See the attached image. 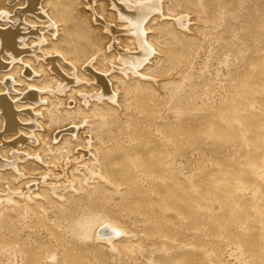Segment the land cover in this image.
Here are the masks:
<instances>
[{
  "label": "rangeland",
  "instance_id": "rangeland-1",
  "mask_svg": "<svg viewBox=\"0 0 264 264\" xmlns=\"http://www.w3.org/2000/svg\"><path fill=\"white\" fill-rule=\"evenodd\" d=\"M11 1H1L0 29L14 25L24 6ZM79 8L88 15L79 0L45 3L59 19L54 37L45 20L27 16L48 50L77 62L95 55L102 68L115 63L100 48L108 38L99 30L100 46L90 43ZM166 9L152 23L157 51L146 76L115 71L118 104L86 103L80 92H94V84L53 92L37 106L47 133L40 128L37 150L27 146L45 163L28 167L27 183L0 171V193L28 184L36 193L0 204V264H264V0H167ZM182 14L185 27L175 21ZM39 41L31 33L24 44L32 49ZM38 55L26 53L24 62L29 67ZM49 62L33 73L39 88L55 83ZM14 76L26 80H14L18 98L31 78L24 68ZM73 125L78 140L69 137ZM58 130L65 132L57 137ZM87 135L94 156L81 157ZM98 172L108 181L85 180ZM105 220L126 231L114 248L94 240Z\"/></svg>",
  "mask_w": 264,
  "mask_h": 264
},
{
  "label": "bare ground",
  "instance_id": "bare-ground-1",
  "mask_svg": "<svg viewBox=\"0 0 264 264\" xmlns=\"http://www.w3.org/2000/svg\"><path fill=\"white\" fill-rule=\"evenodd\" d=\"M1 1L2 0H0V6L2 3ZM48 1L50 0H23L24 6L18 10L16 23L12 26L0 29V77L10 74V77L8 76L9 78H0V171L4 169L3 171L6 174H11L18 183L21 181L27 183V179L32 177L28 172V167L35 166L39 168V164L44 162L39 153H36V150L41 146L43 138V133L40 128H43V132L45 133H47V130L38 117L40 112L37 108L44 105L48 94L53 92L63 94L73 91L76 87L83 89L86 85L92 87V85L97 84L98 87H96L94 92H80L86 103L90 102V99L101 101L105 98L112 104H118V92L114 79L118 78L119 75H114L115 71L121 73L125 77L129 74L137 75L142 78L146 76V74L143 73V68L153 60L157 51L154 44L151 42L150 32L155 29H152V23L155 20L158 21L160 18L167 16V0H79L83 7H87L86 10L88 11V15L84 12V9L80 8L77 9V15L78 18H84L87 22L86 29L90 30L92 33V35H90V43L100 46L99 43H96L94 35V31L99 30L101 36L103 35L108 38V41L103 42L100 48L109 49V53H111L114 60H116L115 63L110 62L105 68H102L98 65V59L95 55L77 62L72 56L58 49L48 50V47L46 48L44 46L43 41L46 40L44 32H41L42 30L38 32V22L36 20L30 21L27 14L33 13L41 23L45 20L47 22L46 30L51 33V36H56L61 27L58 25L59 19L56 12L46 11L44 9L45 3ZM11 2H13V0ZM4 19L5 18H3V20ZM175 21L178 25L185 27L189 19L186 15L182 14L175 17ZM31 33L37 35L40 39L39 46L33 47L32 49L24 44L25 37ZM57 40L58 39L53 42L51 40L52 45L56 44ZM125 42H130V46L126 45ZM38 49L39 55L35 57L36 59L32 60L28 58V61H34V64L31 63L29 68L26 62H24L26 61L24 59H27L24 55L26 53L36 52ZM51 52L56 53V56L54 54L55 57L51 58L49 56L52 54ZM3 55L7 56L6 58L9 62L7 61L6 63L3 61ZM17 60L22 61L20 66L15 64ZM46 60L50 61L49 65L51 67H55L54 70L56 69V75H51V78H55V83L44 85V87L42 86V88H39L35 85L36 80L33 77V73L36 72L37 74L39 71L38 68L45 67ZM35 61H37L36 65ZM63 65H66L67 68ZM8 67L11 68L7 70ZM22 68H24L25 75L31 78V80L29 83L27 82L28 87H26L28 89L24 90L23 93L20 92L21 94L18 98H14L16 95L15 91L19 90L14 87V80H19L20 82L26 81L24 78L22 79L21 76H14L15 74H20ZM49 69L51 70V68ZM11 76H14L15 79L11 80ZM70 99L73 100L72 98ZM67 100L68 99H66V101ZM20 101H24V105L20 103ZM46 102H49V100ZM20 113H22V115H19ZM70 128L71 136L69 137L78 140L80 135H82V132L79 133V127L73 125ZM62 131L65 132V130L59 131L57 137L60 135L62 136ZM66 132H68V130ZM8 133H11L9 136H16L7 140L5 135H8ZM85 139L87 146L83 148V155L81 157L94 156L90 148L91 136L87 135ZM31 144L37 145V148L35 147L36 150H32L33 148L31 149L30 146H27ZM22 160H25L26 163L23 162V164ZM48 169L49 168H47V170ZM4 172L0 173V175L5 174ZM90 175L91 176L87 177L85 180L91 177H101L105 181H108V179L101 176L99 172L91 173ZM29 185L31 184L27 185L26 191L21 190L18 192L12 191V189L7 186L6 189H3L0 193V204L4 202L15 203L13 196H17L16 194H18V196L24 195L31 199L36 193L30 190ZM68 185L67 188L72 187V182L69 181ZM50 188L54 190L56 186L51 185ZM113 189L117 190L118 188L113 187ZM102 223H106L107 226L104 227L106 229L101 231V229L97 227L94 231V240L101 238L109 246L114 248L115 239L126 234V231L109 220H105L100 224ZM97 232H101V234L99 235Z\"/></svg>",
  "mask_w": 264,
  "mask_h": 264
}]
</instances>
